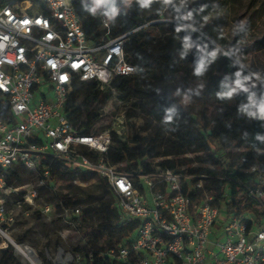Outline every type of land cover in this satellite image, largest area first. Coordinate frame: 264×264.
<instances>
[{
	"label": "built area",
	"instance_id": "1",
	"mask_svg": "<svg viewBox=\"0 0 264 264\" xmlns=\"http://www.w3.org/2000/svg\"><path fill=\"white\" fill-rule=\"evenodd\" d=\"M157 22L113 36L111 18L101 15L105 32L94 40L86 33L73 0H0V112L5 109L0 114L2 249L11 244L16 250L11 240L15 218L8 198L23 191L24 204L33 206L42 189L56 191L52 165L62 160L104 178L119 209L139 222L129 244L100 251V258L108 257L114 264H264V173L259 167L250 168L258 172L256 184L223 198L206 187L210 178L206 174L161 166L127 173L122 170L124 163L113 164L106 158L109 149L123 147L113 139L114 133L124 134L126 123L115 89L110 99L113 110L105 107L101 112V118H110L104 132L80 133L65 112L77 83L96 81L105 89L117 77L135 75L138 68L128 61L126 46L138 36L149 38ZM85 148L97 156L85 155ZM19 166L34 174L33 183L17 186L11 182ZM247 199L252 208L245 205ZM235 200L243 202L240 210ZM51 212L50 205L41 210L47 218ZM80 214V207L61 209L62 237L77 240ZM48 259L55 264H90L94 253L85 256L61 249L55 259L50 255Z\"/></svg>",
	"mask_w": 264,
	"mask_h": 264
},
{
	"label": "trees",
	"instance_id": "2",
	"mask_svg": "<svg viewBox=\"0 0 264 264\" xmlns=\"http://www.w3.org/2000/svg\"><path fill=\"white\" fill-rule=\"evenodd\" d=\"M222 1L189 0L185 10L177 11L175 16L178 21L171 23L173 34L158 38L151 28L149 38L136 37L126 46V53L128 61L138 68V72L115 78L111 87L105 89H101L96 81L77 83L65 104V112L80 133L95 134L97 124L103 119L102 109L110 102L112 89H115L125 109L126 122L132 127L138 110L159 121L167 117L163 122L169 136L164 144H153L147 137L129 138L125 134L114 133L113 139L120 141L123 147L109 149L106 158L113 164L124 163L122 170L131 174L150 172L153 166L193 175L206 174L210 177L205 182L206 187L216 190L218 197L223 198L224 194L234 197L241 188L257 183L258 172H251V166L259 167L264 173V84L253 78L251 71H258L253 64L248 66L249 70H245L235 61L238 48L232 44L220 42L225 51H217L215 46H210L217 53L215 70L212 59L203 50L207 40L199 36L200 44L194 52L204 61L206 89L199 92V108L195 111L183 106L181 94L188 89L190 70L187 66L179 68V36H196L194 30L184 25L185 22L194 24L189 12L198 5L214 6ZM95 2H98V8H94ZM73 5L86 33L94 40H100L105 32L101 15L111 18L113 36L153 20V16L144 14L139 0H73ZM202 30L210 35L207 28ZM236 41H239L238 36ZM257 43L256 50L264 49V38ZM184 57L185 62L195 58L189 54ZM77 92H80L79 96ZM211 93L219 97L216 98L213 115L209 117L208 97ZM231 93H235L233 104L227 99ZM1 113L4 114L5 109ZM227 147L241 150L233 157L231 152H227ZM82 152L92 158L97 156L87 148ZM190 154L195 158L187 156ZM195 161L198 166H193ZM12 175L19 177L15 170ZM52 178L54 182L58 179L73 182L78 178L84 181L98 178L103 189L98 196L101 199L99 204L90 203L95 196L61 191L56 192L57 209L61 211L64 206L74 208L88 204L81 208L80 220L96 216L98 223L93 232L106 236L108 243L104 246L94 244L84 255L94 253L93 263L89 261L90 264H114L108 257L100 258L98 252L129 244L138 230L139 222L123 214L113 190L96 172L85 171L78 166L70 167L62 160H55ZM106 195L109 198L103 199ZM242 203L235 200L234 206L237 205L240 210ZM244 203L247 207H253L249 199ZM17 242L22 243L23 238L18 237ZM82 249L76 247L78 251ZM0 252V264L15 260L11 244ZM48 264H52V261L48 260Z\"/></svg>",
	"mask_w": 264,
	"mask_h": 264
},
{
	"label": "rangeland",
	"instance_id": "3",
	"mask_svg": "<svg viewBox=\"0 0 264 264\" xmlns=\"http://www.w3.org/2000/svg\"><path fill=\"white\" fill-rule=\"evenodd\" d=\"M132 0H128L131 2ZM140 6L144 14L153 16V20H157V25H153L152 31L158 38H164L169 34H173L171 23L178 21L176 18L177 11L185 10L189 0H139ZM192 22H185L184 25L195 31L194 38L188 35L179 36L181 40V50L179 52L180 62L179 68L187 66L189 68V86L188 89L182 92L183 106L198 110L199 92L206 89V81L204 79L205 68L204 61L201 57L195 54L194 50L200 44L199 36L206 38L207 43L203 46V50L209 54L212 59L213 67L216 70L215 58L217 53L211 50L210 46H215L218 51H225L220 44L234 45L238 48V57H234L235 61L245 70H249L248 66L253 64L257 73L251 71L252 76L257 81L264 84L262 75L264 74V49L256 50L257 42L264 38V0H223L222 3L214 6L198 5L194 11L189 12ZM202 28H207L210 32L206 34ZM177 34V32H175ZM175 34V35H176ZM239 41H236V37ZM185 54L193 55L194 60L186 61ZM246 60V62H243ZM76 95H80L77 92ZM219 95L211 93L208 97V116L211 117L214 112L216 98ZM229 103L235 102V93H231L227 97ZM111 102L106 106L107 109L113 110L110 107ZM114 107L116 108L117 103ZM122 112L125 114V109L122 107ZM154 119L147 113L138 110L135 125L132 127L127 122L124 127V134L129 138L147 137L153 144H164L169 133L166 131L164 122ZM110 124V118H103L95 128V134L104 132ZM229 144V142H228ZM227 152H231L233 157L237 150L227 147ZM195 158V155L193 156ZM155 165V164H153ZM195 161L193 166H198ZM15 171L19 177L12 175L11 182L17 186H25L35 181L34 174L24 167H16ZM56 191L42 189L40 197L36 200L33 206L24 204L23 191H19L8 198V209L14 215L15 222L12 227L11 237L15 245H27L33 248L41 259L42 264H48V255L56 258L61 249L66 252L84 254L89 248L96 244L104 246L108 243V239L104 235H97L93 232V228L97 225L96 216H89L82 220V228L79 231V236L73 240L71 237H62L60 227V211L57 209L56 192H74L77 194H89L95 199H92L91 204H99L103 189L98 182V178H92L84 181L80 178L73 182H67L58 179L53 183ZM106 195L103 199H108ZM22 202V207L18 203ZM52 206L50 218L45 217L41 210L47 206ZM88 204H81L80 208L86 207ZM23 238V244L16 243L17 238ZM2 241L0 238V251L2 250ZM24 245V246H25ZM3 246H7V241H3ZM76 247H82L81 251L76 250ZM15 260L9 264H31L24 255L17 253L14 248ZM1 258V252H0ZM52 264H55L52 262ZM59 264V263H57ZM76 264V263H73Z\"/></svg>",
	"mask_w": 264,
	"mask_h": 264
},
{
	"label": "bare ground",
	"instance_id": "4",
	"mask_svg": "<svg viewBox=\"0 0 264 264\" xmlns=\"http://www.w3.org/2000/svg\"><path fill=\"white\" fill-rule=\"evenodd\" d=\"M11 240H13V239L11 238ZM15 247H17V252L24 255V257L31 264H39L38 259H37L38 255L36 254V252L32 248L26 247L24 245H15Z\"/></svg>",
	"mask_w": 264,
	"mask_h": 264
},
{
	"label": "water",
	"instance_id": "5",
	"mask_svg": "<svg viewBox=\"0 0 264 264\" xmlns=\"http://www.w3.org/2000/svg\"><path fill=\"white\" fill-rule=\"evenodd\" d=\"M37 259H38L39 264H41V259L39 257H37Z\"/></svg>",
	"mask_w": 264,
	"mask_h": 264
},
{
	"label": "crops",
	"instance_id": "6",
	"mask_svg": "<svg viewBox=\"0 0 264 264\" xmlns=\"http://www.w3.org/2000/svg\"><path fill=\"white\" fill-rule=\"evenodd\" d=\"M23 245H25V244H23ZM29 248H31V247H29ZM33 249V248H32ZM34 250V249H33ZM35 251V250H34Z\"/></svg>",
	"mask_w": 264,
	"mask_h": 264
}]
</instances>
